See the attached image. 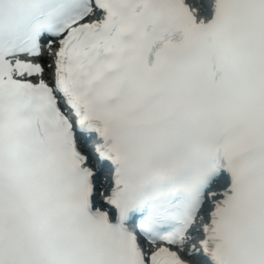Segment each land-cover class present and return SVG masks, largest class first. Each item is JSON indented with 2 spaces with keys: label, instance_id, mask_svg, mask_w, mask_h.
Listing matches in <instances>:
<instances>
[{
  "label": "snow or ice",
  "instance_id": "snow-or-ice-1",
  "mask_svg": "<svg viewBox=\"0 0 264 264\" xmlns=\"http://www.w3.org/2000/svg\"><path fill=\"white\" fill-rule=\"evenodd\" d=\"M0 264H264V0H0Z\"/></svg>",
  "mask_w": 264,
  "mask_h": 264
},
{
  "label": "bare ground",
  "instance_id": "bare-ground-1",
  "mask_svg": "<svg viewBox=\"0 0 264 264\" xmlns=\"http://www.w3.org/2000/svg\"><path fill=\"white\" fill-rule=\"evenodd\" d=\"M192 5L195 7V6H198L199 4L203 3L204 0H190Z\"/></svg>",
  "mask_w": 264,
  "mask_h": 264
}]
</instances>
